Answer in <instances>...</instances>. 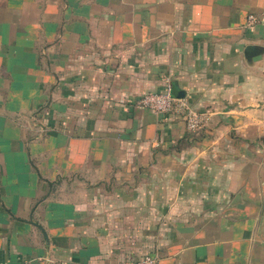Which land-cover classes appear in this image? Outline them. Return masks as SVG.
Listing matches in <instances>:
<instances>
[{
  "label": "crops",
  "instance_id": "1",
  "mask_svg": "<svg viewBox=\"0 0 264 264\" xmlns=\"http://www.w3.org/2000/svg\"><path fill=\"white\" fill-rule=\"evenodd\" d=\"M150 253L264 264V0H0V264Z\"/></svg>",
  "mask_w": 264,
  "mask_h": 264
},
{
  "label": "built area",
  "instance_id": "2",
  "mask_svg": "<svg viewBox=\"0 0 264 264\" xmlns=\"http://www.w3.org/2000/svg\"><path fill=\"white\" fill-rule=\"evenodd\" d=\"M254 22H256V17L250 15L249 23ZM170 90L168 87L167 91L145 93L138 99V102L156 112L183 117L187 128L191 131L201 128L209 118L208 113L196 109L187 97L175 96ZM131 264H159V256L155 253L146 254Z\"/></svg>",
  "mask_w": 264,
  "mask_h": 264
},
{
  "label": "water",
  "instance_id": "3",
  "mask_svg": "<svg viewBox=\"0 0 264 264\" xmlns=\"http://www.w3.org/2000/svg\"><path fill=\"white\" fill-rule=\"evenodd\" d=\"M260 56V54L258 55V57ZM255 58H257V56H255Z\"/></svg>",
  "mask_w": 264,
  "mask_h": 264
}]
</instances>
